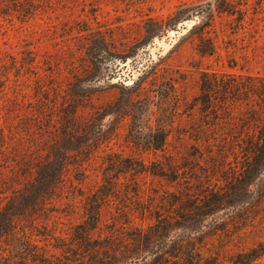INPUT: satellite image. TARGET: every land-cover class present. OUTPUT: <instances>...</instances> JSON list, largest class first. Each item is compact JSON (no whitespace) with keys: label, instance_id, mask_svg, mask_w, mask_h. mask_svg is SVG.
Here are the masks:
<instances>
[{"label":"rangeland","instance_id":"rangeland-1","mask_svg":"<svg viewBox=\"0 0 264 264\" xmlns=\"http://www.w3.org/2000/svg\"><path fill=\"white\" fill-rule=\"evenodd\" d=\"M234 3L43 0L26 23L0 9L3 246L27 235L78 264L98 200L92 239L150 237L135 264H264V159L237 146L264 124V0Z\"/></svg>","mask_w":264,"mask_h":264},{"label":"trees","instance_id":"trees-1","mask_svg":"<svg viewBox=\"0 0 264 264\" xmlns=\"http://www.w3.org/2000/svg\"><path fill=\"white\" fill-rule=\"evenodd\" d=\"M37 1L41 2L43 0H0V9L3 6L17 7L15 10L21 12V17L19 18H21L23 23H26L32 17V15H30L29 6H33ZM22 4H24L23 9L19 10L18 6ZM221 4L222 6L220 7V11L233 13L238 10L236 9L237 7L234 3V0H221ZM39 74L40 73H37V75ZM37 111L38 117H41V115H43L45 112V107L41 105ZM246 137L248 139L247 141L242 142V144L238 143L239 145L237 144V146L241 148L243 157L248 160L264 159V124L258 126L252 131V133L247 132ZM97 202L99 201L95 200L94 203H92L93 208H90V206L87 208L88 218H86V221L78 224V226L75 227L74 235L77 236L76 240H78L79 251L78 264H129L131 262H133L132 264H135L140 260L143 262L144 251L142 246L150 239V237L144 233L142 227L135 228V230L132 229L131 231L122 232L121 235L116 234L115 230H113L110 232V235L104 238L105 240L102 241V243L97 239H92L93 232L99 224L98 220L100 218L101 211L97 207ZM195 204L200 205L198 202L196 203V201ZM0 214H2V217L4 218V221L0 224V238H2L0 239V264L66 263L64 259L67 257V255H64L63 258H59L53 253L49 255L42 251L38 244L33 243L31 241V237L27 235L22 249L18 252L16 251L17 253H15V251L12 252L9 247L3 246L4 241L6 242L7 235L13 230L16 214L10 211L7 212L5 209L0 210ZM152 233L158 235L159 231H156L154 228L152 229ZM51 236H53L55 239L58 238V235ZM57 247H59V245H57ZM66 250L69 252L72 251L73 248L68 249L67 247ZM157 257L158 259L155 261L156 264H159V261H161L160 264H165V260H167V258L164 255H158ZM159 257H161V260ZM180 259H183V257ZM142 262L141 264H143Z\"/></svg>","mask_w":264,"mask_h":264}]
</instances>
